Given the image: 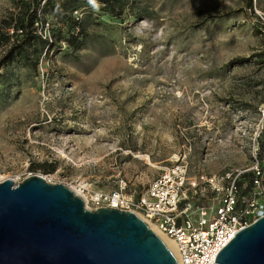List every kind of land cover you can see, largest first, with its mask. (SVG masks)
Instances as JSON below:
<instances>
[{"label":"rangeland","instance_id":"rangeland-1","mask_svg":"<svg viewBox=\"0 0 264 264\" xmlns=\"http://www.w3.org/2000/svg\"><path fill=\"white\" fill-rule=\"evenodd\" d=\"M31 3L0 0V182L39 176L91 211L121 180L137 202L176 161L243 172L246 196L258 162L264 187V0ZM34 14L45 49L1 65ZM198 188L185 205L211 211Z\"/></svg>","mask_w":264,"mask_h":264},{"label":"water","instance_id":"water-1","mask_svg":"<svg viewBox=\"0 0 264 264\" xmlns=\"http://www.w3.org/2000/svg\"><path fill=\"white\" fill-rule=\"evenodd\" d=\"M218 264H264V216L218 253ZM0 264H177L136 214L88 210L39 176L0 182Z\"/></svg>","mask_w":264,"mask_h":264},{"label":"built area","instance_id":"built-area-1","mask_svg":"<svg viewBox=\"0 0 264 264\" xmlns=\"http://www.w3.org/2000/svg\"><path fill=\"white\" fill-rule=\"evenodd\" d=\"M252 171L257 179L252 193L246 196L239 187L243 172L209 177L192 172L184 161H176L150 182L137 202L126 197L123 180L115 191L95 194L91 202L95 210L138 211L145 223L174 243L177 264H218L216 256L235 235L264 216L263 172L258 162ZM200 185L210 189L208 200L218 201L211 211H190L184 203L185 194Z\"/></svg>","mask_w":264,"mask_h":264},{"label":"trees","instance_id":"trees-1","mask_svg":"<svg viewBox=\"0 0 264 264\" xmlns=\"http://www.w3.org/2000/svg\"><path fill=\"white\" fill-rule=\"evenodd\" d=\"M33 3H31V7H37V0H32ZM52 2V0H47V3ZM245 2L247 3L248 7L250 8L252 6V0H245ZM57 9V8H55ZM34 16H29L22 25L21 28V33L19 34H14L13 36V41L12 43L9 45L5 56H3L2 60H1V65H4L5 63H7L8 60L14 58V57H27L28 56V51L31 48H35V50L33 52L38 53V51L40 50H44L46 47V42L42 40L41 37H39L36 34V29L34 27L35 21H34ZM9 40L11 39L10 37L8 38ZM39 47V48H36ZM38 59H35L34 61V66L37 65ZM263 166H259V168L262 170ZM54 169V167L50 168V171H52ZM251 183L253 184V181L257 179V176L255 175V173L252 171L251 172ZM263 176V174H262ZM262 176H261V180H262ZM245 175L243 174L240 177V183H239V187L241 189L242 192V188H241V179H244ZM254 185V184H253ZM243 193V192H242Z\"/></svg>","mask_w":264,"mask_h":264},{"label":"bare ground","instance_id":"bare-ground-1","mask_svg":"<svg viewBox=\"0 0 264 264\" xmlns=\"http://www.w3.org/2000/svg\"><path fill=\"white\" fill-rule=\"evenodd\" d=\"M74 194L77 195V196H79L78 195V192H75ZM146 224L148 225V227L150 228V230H152L154 232V234H156V236L164 243V245L168 248V250L174 256L175 255L174 243L171 240H169L168 238H166L165 236H163L162 234H160L154 227H152L151 225H149L148 222H146Z\"/></svg>","mask_w":264,"mask_h":264}]
</instances>
